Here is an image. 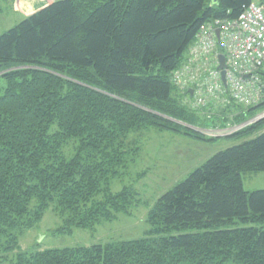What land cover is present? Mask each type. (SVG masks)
Returning a JSON list of instances; mask_svg holds the SVG:
<instances>
[{"label":"trees","instance_id":"1","mask_svg":"<svg viewBox=\"0 0 264 264\" xmlns=\"http://www.w3.org/2000/svg\"><path fill=\"white\" fill-rule=\"evenodd\" d=\"M264 0H53L0 35V251L13 264H264V118L226 137L247 138L211 156L153 204L111 181L141 151L132 132L157 128L205 141L191 127H227L261 111L194 109L171 82L200 27L237 18ZM264 79V72H263ZM190 94V93H189ZM75 143L68 158L65 148ZM144 174H140L142 176ZM149 206L151 236L24 251L20 237L53 208L69 229L93 228Z\"/></svg>","mask_w":264,"mask_h":264},{"label":"rangeland","instance_id":"2","mask_svg":"<svg viewBox=\"0 0 264 264\" xmlns=\"http://www.w3.org/2000/svg\"><path fill=\"white\" fill-rule=\"evenodd\" d=\"M52 2L53 0H0V35L18 25L28 15L24 11L32 12L35 6L40 7ZM6 86V80L0 78V96L4 94ZM211 128L215 129H207ZM192 129L219 138L205 141L173 131H160L157 128L132 132L130 139L140 140L141 151L138 160L131 165L126 176L111 181L112 190L117 192L125 186L133 185L144 202L153 204L164 192L185 180L211 156L247 140L239 137L211 136L206 134V129L196 126ZM75 146V143L68 145L65 148V156L71 158L75 154ZM242 180L248 192L264 189V171L243 172ZM148 212L149 206L142 204L136 207L132 214L119 213L115 220L101 222L93 228L69 229L66 221L50 208L40 223L27 229L20 237V246L24 251H35L150 237L148 232L152 226L148 221ZM16 257L17 252L1 250L0 264H13Z\"/></svg>","mask_w":264,"mask_h":264},{"label":"built area","instance_id":"3","mask_svg":"<svg viewBox=\"0 0 264 264\" xmlns=\"http://www.w3.org/2000/svg\"><path fill=\"white\" fill-rule=\"evenodd\" d=\"M220 55L225 57L222 69ZM263 72L264 3L252 1L237 18L205 22L189 47L187 59L172 72L171 82L186 93L194 109L228 107L232 103L247 108L264 99ZM189 89H193V95H189ZM262 118L264 111L239 124L206 129V134L229 136Z\"/></svg>","mask_w":264,"mask_h":264},{"label":"water","instance_id":"4","mask_svg":"<svg viewBox=\"0 0 264 264\" xmlns=\"http://www.w3.org/2000/svg\"><path fill=\"white\" fill-rule=\"evenodd\" d=\"M211 1H212L213 3H218V2H219V0H211ZM220 61H221L220 68H224V66H225V57H224L223 55L220 56ZM222 78H223V82L226 84V80H225V72H224V71L222 72ZM189 93L192 94V93H193V90H192V89L189 90ZM172 120L175 121V122L181 123V124H183V125H185V126L191 127V128L194 127V126H191V125H189V124L183 123V122H181V121H177V120H175V119H172Z\"/></svg>","mask_w":264,"mask_h":264},{"label":"crops","instance_id":"5","mask_svg":"<svg viewBox=\"0 0 264 264\" xmlns=\"http://www.w3.org/2000/svg\"><path fill=\"white\" fill-rule=\"evenodd\" d=\"M19 1H21V0H19ZM41 6L45 7V6H47V4L46 5H41ZM41 6L40 7L35 6V9L32 12H26V11L22 10V8H19V9L24 11L26 14L30 15V14H33L34 12L38 11L39 9H41Z\"/></svg>","mask_w":264,"mask_h":264},{"label":"bare ground","instance_id":"6","mask_svg":"<svg viewBox=\"0 0 264 264\" xmlns=\"http://www.w3.org/2000/svg\"><path fill=\"white\" fill-rule=\"evenodd\" d=\"M201 133V132H200Z\"/></svg>","mask_w":264,"mask_h":264}]
</instances>
